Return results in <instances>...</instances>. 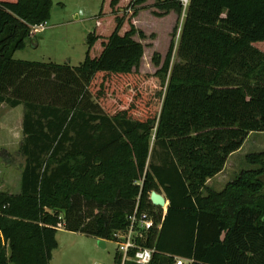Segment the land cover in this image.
Returning <instances> with one entry per match:
<instances>
[{
	"label": "trees",
	"instance_id": "obj_1",
	"mask_svg": "<svg viewBox=\"0 0 264 264\" xmlns=\"http://www.w3.org/2000/svg\"><path fill=\"white\" fill-rule=\"evenodd\" d=\"M136 1L103 0L71 66L14 58L52 0H0V102L24 106L25 136L21 191H0V264H51L60 226L115 240L137 203L161 224L149 264H264V150L207 185L264 133V0H190L178 61L154 74L138 70Z\"/></svg>",
	"mask_w": 264,
	"mask_h": 264
},
{
	"label": "rangeland",
	"instance_id": "obj_2",
	"mask_svg": "<svg viewBox=\"0 0 264 264\" xmlns=\"http://www.w3.org/2000/svg\"><path fill=\"white\" fill-rule=\"evenodd\" d=\"M173 1L137 0L135 3L138 14L132 21L136 29L133 38L140 42L144 49L138 68L141 73L154 74L166 63L169 62L172 67L178 61L177 48L190 0L187 3L175 0L180 9L169 7ZM102 2L103 0H52L51 18L48 20L47 29L37 36H29L26 46L16 51L14 58L78 66L86 56L88 36L95 28ZM163 2L165 8L161 5ZM168 80L169 78L167 83ZM126 90H129V87H126ZM262 150L264 133L251 134L242 148L230 157L226 169L218 177L208 180L207 185L216 190L223 189L243 169L255 167L247 163L246 155ZM21 155L19 152L8 154L1 150L0 164H8L7 161L16 162L17 159L19 162V157H23ZM163 209L166 210V207ZM61 232L58 233L61 246L54 252L55 259L53 257L52 264H71L72 255L80 262L76 263L74 259L72 264H117V243L114 240H105L106 246H103L100 239L84 237L82 244H79L82 249L77 251V242L70 237L64 238L66 234ZM69 244L73 246L72 251L68 248Z\"/></svg>",
	"mask_w": 264,
	"mask_h": 264
},
{
	"label": "crops",
	"instance_id": "obj_3",
	"mask_svg": "<svg viewBox=\"0 0 264 264\" xmlns=\"http://www.w3.org/2000/svg\"><path fill=\"white\" fill-rule=\"evenodd\" d=\"M23 119H24V106L23 105H19L17 107H9L6 103L0 102V151L5 150L8 154H14V153L19 152V154L21 155L20 147L25 137L24 131H23ZM7 162L8 164H5V162L0 164V191H8L11 194H19L21 191V178H22V172H23V168L25 164V156L23 155V157H19V162H18V159L16 162L15 161H7ZM226 167H227V164L224 170L226 169ZM222 172H220L218 175H216L213 178L218 177ZM61 231L66 234L64 238L68 237L69 239L70 237L72 240H75L77 242L78 244L77 251H81L82 246H79V244H82L84 237H94V236H87L79 232L68 231L63 226H60L58 228V232L56 235L57 240H58V248H56L53 251L52 253L53 257H54V252L57 249H59V247L61 246V242L58 238V233ZM95 238L99 240V238L97 237ZM100 244L103 246H106L105 240H102ZM68 248H70V250L72 251L73 246L69 244ZM71 257L72 258L70 260V263L72 264L74 262L75 256L72 255ZM52 261H51V264H52ZM75 261L76 263H80L78 259H75Z\"/></svg>",
	"mask_w": 264,
	"mask_h": 264
},
{
	"label": "built area",
	"instance_id": "obj_4",
	"mask_svg": "<svg viewBox=\"0 0 264 264\" xmlns=\"http://www.w3.org/2000/svg\"><path fill=\"white\" fill-rule=\"evenodd\" d=\"M187 3L188 0H182ZM48 21L31 26L30 35L37 36L48 27ZM128 224L126 228L114 232L117 252L121 255V264L134 262L137 264H149L153 260L155 249L145 245L154 230H158L161 224H156L153 216L144 210H140L137 203L134 211L127 216ZM175 264H193L189 258L176 256Z\"/></svg>",
	"mask_w": 264,
	"mask_h": 264
},
{
	"label": "water",
	"instance_id": "obj_5",
	"mask_svg": "<svg viewBox=\"0 0 264 264\" xmlns=\"http://www.w3.org/2000/svg\"><path fill=\"white\" fill-rule=\"evenodd\" d=\"M150 199L154 205L162 207V208L166 207V209H167L168 201H167L164 194L159 193L157 191H152L150 194ZM61 211L65 214L64 209H62Z\"/></svg>",
	"mask_w": 264,
	"mask_h": 264
}]
</instances>
